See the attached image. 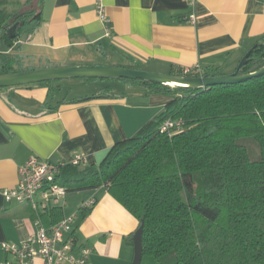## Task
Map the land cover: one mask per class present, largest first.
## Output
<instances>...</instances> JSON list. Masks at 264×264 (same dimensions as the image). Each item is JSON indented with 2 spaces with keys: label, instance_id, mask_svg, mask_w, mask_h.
<instances>
[{
  "label": "crops",
  "instance_id": "0c3cea01",
  "mask_svg": "<svg viewBox=\"0 0 264 264\" xmlns=\"http://www.w3.org/2000/svg\"><path fill=\"white\" fill-rule=\"evenodd\" d=\"M102 2L106 24L99 21L94 0H41L39 27L19 42L25 62L73 67L117 57L133 69L155 73L197 66L200 74H229L264 34V0ZM59 86L53 104H60L53 112L45 109L44 85L0 89V243L20 244L34 231L29 205L7 202L1 195L17 186L18 169L29 157L68 163L82 154L85 166L80 169L95 167L112 146L134 136L170 100L142 85L122 83L111 91L114 97L101 95L97 87L78 96L71 94V86ZM77 194L79 202L73 205V195L67 193L62 216L96 200L84 218L78 216L74 229L77 245L91 249L88 263L130 264L133 247L124 237L136 231V220L105 187ZM11 259L0 250V262ZM35 263L43 261L37 258Z\"/></svg>",
  "mask_w": 264,
  "mask_h": 264
},
{
  "label": "trees",
  "instance_id": "16d2710c",
  "mask_svg": "<svg viewBox=\"0 0 264 264\" xmlns=\"http://www.w3.org/2000/svg\"><path fill=\"white\" fill-rule=\"evenodd\" d=\"M38 1L27 0L7 16L0 1V75L52 67L27 65L19 45L41 23ZM263 65L264 34L239 74ZM204 74L223 75L220 70ZM170 75L183 76V69ZM123 81L170 100L134 136L112 146L97 166L63 167L58 184L68 192L105 187L137 228L143 226L142 256L158 264H264V75L203 89ZM55 82L25 86L48 87L49 112L60 104H53L60 90ZM106 93L115 96L108 88L100 94ZM167 119H181L183 130L161 133ZM241 138L257 145L258 160H250ZM90 210H79L80 218ZM61 218L60 209L42 215L46 226ZM132 235L124 242L133 247Z\"/></svg>",
  "mask_w": 264,
  "mask_h": 264
},
{
  "label": "built area",
  "instance_id": "2783aa9c",
  "mask_svg": "<svg viewBox=\"0 0 264 264\" xmlns=\"http://www.w3.org/2000/svg\"><path fill=\"white\" fill-rule=\"evenodd\" d=\"M96 15L103 24L108 23L105 7L102 0H94ZM187 74H190L188 76ZM201 75L197 66L183 69L184 77ZM184 122L181 119H167L159 130L161 133H178L183 130ZM71 165L84 167L85 158L82 154L75 155L68 163H52L37 157H29L18 169V184L14 189L3 190L1 195L7 202L15 201L19 204H27L35 214L33 219L34 231L27 241L20 244L1 242L0 250L11 256L10 261L0 264H36L37 258L42 259L43 264H89L88 258L91 249L78 246L74 229L79 216V210L92 208L96 200L89 199L83 202L79 210L46 226L42 215H46L52 209L63 210L66 205L67 188L58 184L63 167Z\"/></svg>",
  "mask_w": 264,
  "mask_h": 264
},
{
  "label": "water",
  "instance_id": "95a60500",
  "mask_svg": "<svg viewBox=\"0 0 264 264\" xmlns=\"http://www.w3.org/2000/svg\"><path fill=\"white\" fill-rule=\"evenodd\" d=\"M38 4H41V0L38 1ZM252 50L253 47L245 53L234 72L219 76L201 74L195 77H184L115 66L80 65L73 67H49L3 74L0 75V89L70 79L139 80L172 88L186 89H203L219 85H232L264 75V65L254 72L239 74L241 68L247 63ZM142 230L143 226L140 225L132 235L133 257L130 264L141 263Z\"/></svg>",
  "mask_w": 264,
  "mask_h": 264
},
{
  "label": "rangeland",
  "instance_id": "374dc122",
  "mask_svg": "<svg viewBox=\"0 0 264 264\" xmlns=\"http://www.w3.org/2000/svg\"><path fill=\"white\" fill-rule=\"evenodd\" d=\"M0 1L2 3L1 10H3V13L7 16L8 14H12L16 10H19L21 8V6H23L27 0H0ZM23 38H25V37L23 36ZM119 59L120 58L115 57L110 61H107V60L102 61L101 60L100 63L94 64V65L132 68L131 64H129V63L127 64L124 61H122L121 59L120 60ZM27 65H30V64H27ZM42 65L36 64L35 66L40 67ZM35 66H33V67H35ZM67 67H70V66H67ZM137 70H139V69H137ZM142 71H145V70H142ZM161 74H167V73H161ZM81 81H84V80H79V79L60 80V81H56L55 84L71 86V89H72L71 94L78 95V96L81 94L92 91L95 87H97V88H99V90L101 89V91H103L106 86H109L111 88L110 92L113 90L115 92L116 90H118V87H120L118 85H122V83H125V85L134 86L133 84L125 82L123 80H95V81H88V82L84 81L85 84H80V83H83ZM238 143L242 144L243 146H245L247 148L250 160H252V161L258 160V158H259L258 147L250 138H241L238 140ZM80 192L81 191L70 192V194L73 195L72 199H71V203L73 205L77 204V202H79L78 201L79 196L77 193H80ZM140 264H158V262L151 256L143 255Z\"/></svg>",
  "mask_w": 264,
  "mask_h": 264
}]
</instances>
